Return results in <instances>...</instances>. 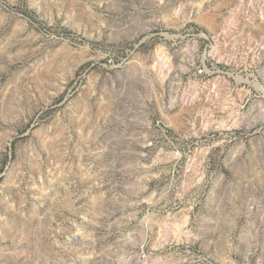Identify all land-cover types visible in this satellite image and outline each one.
I'll list each match as a JSON object with an SVG mask.
<instances>
[{
    "label": "rangeland",
    "instance_id": "1",
    "mask_svg": "<svg viewBox=\"0 0 264 264\" xmlns=\"http://www.w3.org/2000/svg\"><path fill=\"white\" fill-rule=\"evenodd\" d=\"M0 264H264V0H0Z\"/></svg>",
    "mask_w": 264,
    "mask_h": 264
}]
</instances>
